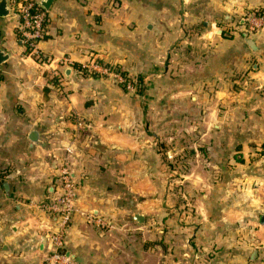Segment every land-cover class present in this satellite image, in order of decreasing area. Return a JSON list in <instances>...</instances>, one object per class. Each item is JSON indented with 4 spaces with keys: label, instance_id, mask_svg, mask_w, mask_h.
I'll list each match as a JSON object with an SVG mask.
<instances>
[{
    "label": "crops",
    "instance_id": "crops-1",
    "mask_svg": "<svg viewBox=\"0 0 264 264\" xmlns=\"http://www.w3.org/2000/svg\"><path fill=\"white\" fill-rule=\"evenodd\" d=\"M261 11L55 0L32 53L17 16L0 17V264H44L56 221L39 204L65 164L78 183L65 251L82 264H264V33L244 21Z\"/></svg>",
    "mask_w": 264,
    "mask_h": 264
},
{
    "label": "built area",
    "instance_id": "built-area-1",
    "mask_svg": "<svg viewBox=\"0 0 264 264\" xmlns=\"http://www.w3.org/2000/svg\"><path fill=\"white\" fill-rule=\"evenodd\" d=\"M11 13L18 18L17 36L32 53L37 51L38 43L45 37L49 23V13L41 6V0H9ZM246 30L264 33V11L254 12L244 18ZM96 74L112 77L128 89L135 88L133 82L123 70L112 64L94 61L86 65ZM1 79V78H0ZM59 192L39 204L44 214L54 217L56 228L49 237V251L44 258V264H82L65 251L68 229L78 211V183L68 164H65L58 178ZM100 226H108L109 220L97 218Z\"/></svg>",
    "mask_w": 264,
    "mask_h": 264
},
{
    "label": "water",
    "instance_id": "water-1",
    "mask_svg": "<svg viewBox=\"0 0 264 264\" xmlns=\"http://www.w3.org/2000/svg\"><path fill=\"white\" fill-rule=\"evenodd\" d=\"M55 0H41V6L46 10L49 11L52 4ZM11 9L9 6V0H0V17H6L10 15ZM223 30H219V33H222ZM10 58V54L5 52V50L1 46L0 42V65L4 64ZM69 71V69H68ZM30 139L33 142H37L39 140V132L37 130H33L30 135ZM130 221L136 222L137 224H144L145 223V215L141 212H134L130 218Z\"/></svg>",
    "mask_w": 264,
    "mask_h": 264
},
{
    "label": "rangeland",
    "instance_id": "rangeland-1",
    "mask_svg": "<svg viewBox=\"0 0 264 264\" xmlns=\"http://www.w3.org/2000/svg\"><path fill=\"white\" fill-rule=\"evenodd\" d=\"M105 77H108V78H111L112 79V77H110V76H105ZM166 156H167V159H169V160H172V155L169 153V152H167L166 153ZM172 166V165H171ZM170 166V167H171ZM172 169V168H171ZM145 223H146V221H145ZM144 223V224H145ZM144 224H142V225H144ZM152 225H150L151 227H153L154 226V221L152 220V223H151ZM166 225H169V224H166ZM150 236V235H149ZM156 242L157 241H155V239H153V240H149V239H147V241L145 242L147 245H149V246H154L155 244H156ZM159 242V241H158Z\"/></svg>",
    "mask_w": 264,
    "mask_h": 264
}]
</instances>
